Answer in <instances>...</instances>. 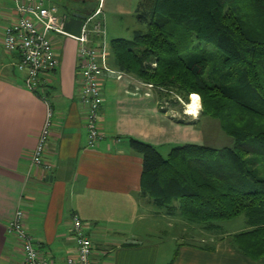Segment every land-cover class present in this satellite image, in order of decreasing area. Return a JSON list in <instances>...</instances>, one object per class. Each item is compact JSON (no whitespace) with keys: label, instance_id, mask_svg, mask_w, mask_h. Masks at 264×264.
I'll list each match as a JSON object with an SVG mask.
<instances>
[{"label":"crops","instance_id":"1","mask_svg":"<svg viewBox=\"0 0 264 264\" xmlns=\"http://www.w3.org/2000/svg\"><path fill=\"white\" fill-rule=\"evenodd\" d=\"M87 2L96 0H44V5L56 7L68 19L76 12L91 15L100 3L106 12L112 5L110 0H98L92 9ZM139 2L121 1L113 12L121 15L132 7L135 14ZM17 19L15 3L0 0V264L24 262L21 245L7 232L18 209L50 264H67L74 254V218L80 219L92 242L95 264H264V258L252 261L233 247L230 236L237 232L189 241L174 225L162 221L167 218L164 212L140 197L143 160L131 151L129 139L155 148L202 141L200 133L192 134L190 120L176 118V110L165 113L157 91L132 76L118 79L105 74L101 78L103 137L94 149L88 148L78 44L50 36L58 67L44 76L42 92L33 93L17 68L19 55L7 53L3 45L4 29ZM46 102L52 110L44 156L54 166L50 172L30 164L47 118Z\"/></svg>","mask_w":264,"mask_h":264},{"label":"trees","instance_id":"2","mask_svg":"<svg viewBox=\"0 0 264 264\" xmlns=\"http://www.w3.org/2000/svg\"><path fill=\"white\" fill-rule=\"evenodd\" d=\"M135 16L142 29L111 42V66L152 85L178 112L179 99L198 95L200 116L232 141L179 145L163 157L129 139L143 160L140 197L211 236L224 237L221 223L243 215L247 227L232 245L264 258V0H140Z\"/></svg>","mask_w":264,"mask_h":264},{"label":"built area","instance_id":"3","mask_svg":"<svg viewBox=\"0 0 264 264\" xmlns=\"http://www.w3.org/2000/svg\"><path fill=\"white\" fill-rule=\"evenodd\" d=\"M16 5L18 19L4 29L3 45L7 53L19 55L17 68L24 74L25 87L36 94L43 90V78L58 67V58L50 36L60 35L78 44L80 59V102L86 110L87 147L94 149L102 139L100 132V110L103 105L101 78L107 74L122 79L125 73L110 66V48L102 4L82 23L78 37L64 31L67 16L60 15L56 7H46L44 0H12ZM153 88L152 85H146ZM47 104V118L31 154L30 164L50 172L54 166L44 156L52 129V110ZM8 234L14 236L22 247L23 264H50L37 248L33 237L24 225V212L18 209L8 223ZM72 235L75 242L74 254L67 258V264H95L92 261L93 247L86 235L83 223L74 218Z\"/></svg>","mask_w":264,"mask_h":264},{"label":"rangeland","instance_id":"4","mask_svg":"<svg viewBox=\"0 0 264 264\" xmlns=\"http://www.w3.org/2000/svg\"><path fill=\"white\" fill-rule=\"evenodd\" d=\"M97 1L98 0H96V2H87V6L91 7L92 9L93 8L96 9ZM121 1H124L126 3V0H110V3L112 4L110 5V10L108 12H106L104 9L102 10L104 14L106 41H107L109 48H110L111 42L114 39L120 38V39H125V40H132L133 31L142 29V26L136 20V16L133 11L134 9L132 7L129 10L127 9V11L121 15H118L116 14V12H113L114 11L113 9L116 7V4ZM131 1L132 3L135 2V0H131ZM128 2H130V0H128ZM199 46L204 47L205 45L202 43H199ZM207 48L211 49V46H207ZM191 96L192 95L189 96L188 104L183 103L179 99V102L181 103V106L183 107L182 112L174 111L176 118H180V120H184V121L185 120L191 121V124L193 125V128H194V130L192 129L191 131L192 134L200 133L203 136L202 141L194 142L190 140L189 143H193V144L200 143V144H203L208 147L215 148V149L231 147L232 141L228 136L224 134V132L222 131L220 127L219 122L200 116V111H201L200 99H198L199 107H200L198 111V115L196 117L191 116L190 114H189L190 116L189 115L187 116V112L189 111L188 107L191 103V99H190ZM171 100L172 99L165 98V97L159 98L160 107L163 108L165 113L171 111V109L169 108L170 107L169 102ZM194 120H198L199 122H196L195 124H193ZM183 144L184 143L182 142L180 144H175V145H183ZM175 145L168 147L166 144L164 145L162 144V145L156 146L157 147L156 149L163 157H166L168 153L171 151V149L176 147ZM163 214L167 218L162 221H165V223H169L170 225H174L173 228L175 229V231L177 233L179 232L183 233L189 241H200V239L203 240L205 238L207 239L211 237L220 238L217 235L211 236L204 232H200V230H197V231L192 230L194 228L192 229L190 228L188 230V226L185 225L184 223H181L176 218L168 217L165 213ZM246 223H247V219L245 216L242 215L232 221L221 223L222 231L224 234H230V233H236V232L238 233L246 229L247 227Z\"/></svg>","mask_w":264,"mask_h":264},{"label":"water","instance_id":"5","mask_svg":"<svg viewBox=\"0 0 264 264\" xmlns=\"http://www.w3.org/2000/svg\"><path fill=\"white\" fill-rule=\"evenodd\" d=\"M90 14L76 12L70 16L65 24L64 31L70 35L78 37L80 35L82 23Z\"/></svg>","mask_w":264,"mask_h":264},{"label":"bare ground","instance_id":"6","mask_svg":"<svg viewBox=\"0 0 264 264\" xmlns=\"http://www.w3.org/2000/svg\"><path fill=\"white\" fill-rule=\"evenodd\" d=\"M191 99V103L188 107L189 111L187 112L188 114H190L191 116H197L198 115V111H199V101H198V96L197 95H192L190 97Z\"/></svg>","mask_w":264,"mask_h":264}]
</instances>
